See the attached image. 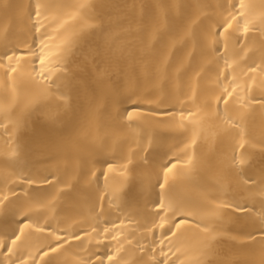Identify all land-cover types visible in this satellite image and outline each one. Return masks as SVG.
Here are the masks:
<instances>
[{
  "label": "bare ground",
  "instance_id": "6f19581e",
  "mask_svg": "<svg viewBox=\"0 0 264 264\" xmlns=\"http://www.w3.org/2000/svg\"><path fill=\"white\" fill-rule=\"evenodd\" d=\"M239 3L0 0V59L15 51L25 69L0 70V240L28 224L0 264L25 252L32 264L54 235L77 233L82 247L71 240L38 264H152L161 248L167 264H264V0H244L240 43L255 72L237 56L242 33L227 51L215 43ZM170 198L186 222L150 231Z\"/></svg>",
  "mask_w": 264,
  "mask_h": 264
},
{
  "label": "snow or ice",
  "instance_id": "6c2138e0",
  "mask_svg": "<svg viewBox=\"0 0 264 264\" xmlns=\"http://www.w3.org/2000/svg\"><path fill=\"white\" fill-rule=\"evenodd\" d=\"M233 8L236 7V5L232 6ZM244 8L245 3L244 0H240L239 3V9L238 12H230L227 17L223 18L222 21L219 22V28L215 32L216 37V45H217V52H219L221 49L227 51L228 45L231 42L234 34L236 32L242 33V35L236 37L237 45L239 46V53L237 54L239 59H242L244 63H248L249 60H252L251 56L247 55L246 50L249 49V45L247 42L241 44V41H247L250 39L249 33L251 29L249 28V23L247 18L244 14ZM33 15L38 19L40 16V5L37 4L35 6V11ZM236 23V28H233V24ZM262 23H264V19H262ZM39 27V25L34 26V30H36ZM261 43L264 44V40H261ZM23 53H21V57H23ZM16 57L15 51H13L11 54H5V56L0 59V70H3L4 76L7 78L11 76L12 74H22L25 69L21 65V58L17 57L16 62L13 63V59ZM5 61L7 63H5ZM28 61H23L24 65H27ZM40 63L43 65L44 60L41 59ZM226 67H232L231 65H227ZM256 70V64L255 61L252 60V63L249 65L247 71L249 72H255ZM231 75V73H229ZM227 79V76L225 77ZM233 80H235V77H233ZM232 96V89L226 88L223 90V98L221 100H218L217 103H224L225 105L228 102V98ZM256 103H259L260 105L264 106V97L260 98L259 100L255 101ZM237 125L239 124V121L236 122ZM239 148H243L244 145L241 143L238 145ZM234 160H236V157L234 155ZM239 163H243V159L241 158ZM175 167V165H165L162 173L161 178L158 181V187L163 191L165 187L168 185V173H170ZM109 171H111V165H109ZM105 179L107 177L105 176ZM31 183V181H29ZM262 183H264V180H262ZM14 195H16L14 193ZM8 197L4 195H0V204H3L5 200H7ZM16 199H20V196L16 195ZM156 211L154 213L155 220L152 221V225L149 226L150 231H155V229H162L165 227V224L167 221L172 220L173 217H176L178 215L181 216V219L178 221H175L172 223L171 227L168 229L169 233L175 234L173 232V229H176L179 227L180 223L186 222L183 217L186 215L182 211V205L174 198H170L167 203L164 202L163 199H160L156 202ZM158 221V222H157ZM115 227V225H113ZM28 227V224H24L22 227H18L16 230V233H14L13 238L5 244L2 240H0V248H3L6 253L9 254V258L11 257V254L13 253V249L23 247L25 244V241L21 239V237L24 236V228ZM93 232H96V227H92L91 229ZM38 231L43 232L44 229L39 228ZM120 229L117 228L116 232H111V239L117 240ZM110 233V229L108 227L101 228L99 232H97V235L101 238L106 237ZM54 240V243H51L48 245L46 249H43L40 254H38L36 257H31L32 264H38V261H40L44 256H48L49 253H56L64 244L70 243L71 240H81L80 234H74L70 239L67 236H61L59 234H56L52 237ZM19 242V243H18ZM120 243H123V241H120ZM83 246V241L81 240V247ZM118 251V249H117ZM161 255L164 256L163 259L154 260L152 264H167V257L164 253V249H160ZM30 254L28 252H25L22 256L18 258V264H28V259L26 257H29ZM108 264H119L118 261L113 260V256L109 255L107 257ZM143 260V257L140 258V260H137L134 262V264H141V261ZM11 264H17V261H12ZM44 264H53V261L47 260L44 262ZM85 264H94V261L88 260L85 262ZM99 264H104V260L100 259Z\"/></svg>",
  "mask_w": 264,
  "mask_h": 264
}]
</instances>
